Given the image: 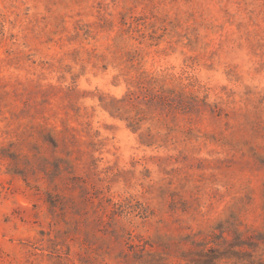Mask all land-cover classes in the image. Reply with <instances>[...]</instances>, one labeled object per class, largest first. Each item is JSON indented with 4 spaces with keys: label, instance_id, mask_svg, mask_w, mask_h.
Instances as JSON below:
<instances>
[{
    "label": "rangeland",
    "instance_id": "374dc122",
    "mask_svg": "<svg viewBox=\"0 0 264 264\" xmlns=\"http://www.w3.org/2000/svg\"><path fill=\"white\" fill-rule=\"evenodd\" d=\"M0 264H264V0H0Z\"/></svg>",
    "mask_w": 264,
    "mask_h": 264
}]
</instances>
